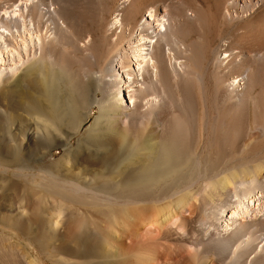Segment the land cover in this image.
<instances>
[{
  "label": "bare ground",
  "instance_id": "1",
  "mask_svg": "<svg viewBox=\"0 0 264 264\" xmlns=\"http://www.w3.org/2000/svg\"><path fill=\"white\" fill-rule=\"evenodd\" d=\"M0 170L31 177L21 206L140 211L196 259L264 264V0H0Z\"/></svg>",
  "mask_w": 264,
  "mask_h": 264
},
{
  "label": "rangeland",
  "instance_id": "2",
  "mask_svg": "<svg viewBox=\"0 0 264 264\" xmlns=\"http://www.w3.org/2000/svg\"><path fill=\"white\" fill-rule=\"evenodd\" d=\"M95 117L96 112L93 118ZM29 132L32 134L34 127H31ZM77 143V139L71 144L67 142V145L58 150L61 154L52 156L53 152L56 153L52 151L47 159L54 162L60 160L64 149L71 145L76 146ZM16 175L19 173L13 170H0V264H20L16 251L23 254L27 260H35L39 264H216L217 259L213 255V258L210 257L211 262L208 259H196L186 242L176 237L175 233L182 235L184 231L166 234L160 231H143V227L141 231H135V222L141 221L140 211L135 212L132 218L131 214L121 220L89 217L83 214V209L88 207L63 203L51 196L47 197L46 203L39 204L40 193L33 186L25 190L27 199L21 206L18 197L23 193V187L29 186L31 177L29 181H25V178ZM16 182L18 191L13 196L16 198L11 205L9 201L3 200V189L8 186L7 194L12 195L13 184ZM58 205L63 207L59 217L62 225L56 228L50 219L52 215H41L43 213H39L38 207L48 206L54 209ZM136 208L143 210L150 207L142 205ZM80 218H84L87 226L85 231L79 227ZM95 227H98L99 231H95ZM209 232L204 231L203 236L206 237ZM17 235L37 238L48 245L42 250L38 245H29L28 239L24 241ZM82 242L86 247L81 245Z\"/></svg>",
  "mask_w": 264,
  "mask_h": 264
}]
</instances>
